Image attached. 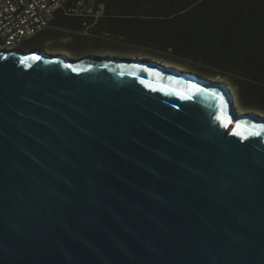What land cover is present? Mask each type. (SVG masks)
<instances>
[{"label":"water","instance_id":"water-1","mask_svg":"<svg viewBox=\"0 0 264 264\" xmlns=\"http://www.w3.org/2000/svg\"><path fill=\"white\" fill-rule=\"evenodd\" d=\"M0 264H264V118L159 65L0 50Z\"/></svg>","mask_w":264,"mask_h":264},{"label":"crops","instance_id":"crops-1","mask_svg":"<svg viewBox=\"0 0 264 264\" xmlns=\"http://www.w3.org/2000/svg\"><path fill=\"white\" fill-rule=\"evenodd\" d=\"M79 1L90 6L101 5L104 8L105 16L86 34L82 31L80 19L65 17L59 13L51 26L39 31L30 40L37 38L47 48L54 50L52 55H59V47L86 54L91 47L103 44L151 47L156 49L154 51L172 53L174 49L182 47L179 35L183 30V52L186 58L201 60L210 65L207 61L210 62L215 55L218 57L223 54L225 60H232L231 66H224L228 70L223 72V75L238 77L246 74L245 64L242 67L234 65L235 61L243 59L239 48L234 50L219 47V43L223 44L214 34V17L203 5L199 9L191 6L179 14L161 17L153 13L145 14L146 11L154 12L156 8L153 2L145 0H94L92 4L86 0ZM249 84L257 91L262 89L259 97L263 99L264 86L258 81H250Z\"/></svg>","mask_w":264,"mask_h":264},{"label":"trees","instance_id":"trees-1","mask_svg":"<svg viewBox=\"0 0 264 264\" xmlns=\"http://www.w3.org/2000/svg\"><path fill=\"white\" fill-rule=\"evenodd\" d=\"M145 1L153 2L156 5L154 12L146 11L145 14L153 13L161 17L179 14L191 6L199 9L203 5L208 10V13L214 17V34L217 35L216 38L221 40L223 44L219 43V47L233 48L234 50L239 48V54L243 56V59L234 62L235 67L246 65V74L238 77L250 81H258L264 86V0ZM179 36L182 40V47L174 49V52L184 56L183 30L180 31ZM224 58L223 54H219L218 57L215 55L210 62L207 61L211 67L222 73L221 76H223V72L228 70L224 66L232 65V60L227 61ZM232 77L238 79L236 76ZM235 83L232 84L236 85ZM226 86L228 85L226 84Z\"/></svg>","mask_w":264,"mask_h":264},{"label":"rangeland","instance_id":"rangeland-1","mask_svg":"<svg viewBox=\"0 0 264 264\" xmlns=\"http://www.w3.org/2000/svg\"><path fill=\"white\" fill-rule=\"evenodd\" d=\"M89 4H92L94 0H86ZM1 46V43H0ZM17 49L22 52H31L34 50H40L46 54H54L53 49L47 48L37 38L30 41L21 43ZM151 47L139 48V47H126L119 44H103L97 47H91L88 53H79L77 51H71L67 47H59L57 49L58 54H63L66 57L76 60L84 58L89 55L97 58H116L122 60L138 61L144 64L159 65L168 69L178 70L180 72L189 73L200 78L206 79L210 82L227 84L228 90L233 97V107L237 114H253L258 117L264 118V98L259 97V93L262 89L256 90L255 87L250 86V80L238 77L233 78L229 75H222V73L215 70L210 65L202 62L201 60H191L184 57L182 54L174 52H158L154 51ZM67 53H65V52ZM220 73V74H219ZM218 75V76H217ZM236 82V85L232 83Z\"/></svg>","mask_w":264,"mask_h":264},{"label":"built area","instance_id":"built-area-1","mask_svg":"<svg viewBox=\"0 0 264 264\" xmlns=\"http://www.w3.org/2000/svg\"><path fill=\"white\" fill-rule=\"evenodd\" d=\"M81 20L82 31L101 20L104 8L79 0H0V50H14L51 26L56 15Z\"/></svg>","mask_w":264,"mask_h":264}]
</instances>
